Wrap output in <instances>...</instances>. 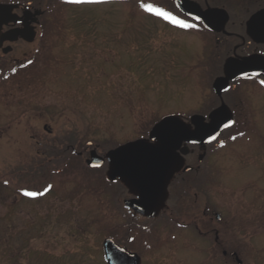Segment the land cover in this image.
<instances>
[{
	"label": "rangeland",
	"instance_id": "rangeland-1",
	"mask_svg": "<svg viewBox=\"0 0 264 264\" xmlns=\"http://www.w3.org/2000/svg\"><path fill=\"white\" fill-rule=\"evenodd\" d=\"M130 13L119 1L70 7L61 26L65 35L45 44L38 80L0 85V264H106L102 242L115 224L126 232L125 217L108 210L109 196L95 191L94 171L72 164L60 173L32 172L39 150L52 146L55 150L47 152L57 156L65 155L66 144L93 141L103 149L123 144L142 126L194 102L198 76L186 74L197 63L187 47H178L181 34L176 43L177 36L158 30L156 20ZM134 18H140L138 34L127 30ZM81 30L87 34L80 36ZM243 120L254 131L230 140L216 155L222 173L217 177L224 176L225 237L229 247H238L243 264H264V115ZM49 185L42 196L23 195L25 189L42 192ZM162 218L157 221L168 220ZM164 226L155 229L163 245L179 247L162 246L153 257L147 254L145 264L208 262L205 241L188 232L177 236ZM251 245L257 248L254 255ZM236 263L227 257L226 264Z\"/></svg>",
	"mask_w": 264,
	"mask_h": 264
},
{
	"label": "flooded vegetation",
	"instance_id": "flooded-vegetation-1",
	"mask_svg": "<svg viewBox=\"0 0 264 264\" xmlns=\"http://www.w3.org/2000/svg\"><path fill=\"white\" fill-rule=\"evenodd\" d=\"M115 1L126 4V9L133 17L138 16L136 12L140 11L141 15L156 20L158 30L170 31L172 35L177 36L174 39L176 43L179 40L178 34H181L183 43L178 47L182 50L187 47L189 52H192L191 57L195 56L197 63L194 67L187 68L189 73L186 74V77L189 74L198 76L196 81L193 77L196 89L194 102L188 106L183 105L184 108L170 110L151 122L147 128L142 126L143 129L139 130L137 137L128 142L148 139L152 127L162 118L171 115L181 118L194 129L191 120L193 116H202L205 123H210V116L215 111L227 107L235 122L231 128L223 130L216 140L206 145L186 142L181 144L176 151L180 154L179 165L168 178L167 197L156 216L143 214L128 206L125 202L138 199V193L121 178H117V181L109 178L107 153L122 144L106 146L104 149L93 141H87L85 146L66 144L65 155L72 153L76 161L84 163L86 167H89L87 161L93 150L105 159L102 166L89 169L97 173L95 186L98 195L109 196L108 210L116 211L119 215L121 213L125 217L126 237L125 232L121 230L123 228L121 223H118L111 227L112 231L108 230L104 240L107 237L113 238L120 246L137 253L141 258V264H145L147 254L153 257L167 245H173L178 249V243L163 245L162 237L155 231L161 226L170 225L173 229L170 231L172 234L182 236L188 232L205 241L204 256L208 262L204 264H226L227 257L237 262L236 264H243L238 247L235 245L229 247L226 242L227 215L221 189L224 185V176L221 180L217 177L222 173L216 166L218 164L216 155L233 137L254 131L252 124H245L244 117L264 115V84L261 83L264 80V0H102L99 3H69L67 0H0V83L5 79H8L5 80L7 83L17 82L14 78H9L6 72L18 69L28 71L25 76L21 73L23 76L19 78V84H34L38 80L40 72L38 65L41 63L39 60L42 54L46 52L45 44L53 37L65 35L66 30L61 29V26L65 27L67 23L70 7L82 4L103 6L113 4ZM142 3L163 7L194 24L195 27H178L160 16L145 11L141 7ZM139 19L134 18L135 22H131L130 25H133L127 30L140 33L141 30L136 23ZM81 32L80 36L87 34L86 31ZM121 32L123 36L126 35V29ZM250 57L253 58L252 65L256 67L254 74L229 81L225 87L222 85L214 88L217 79L226 78L228 60L243 61ZM84 59L95 60L93 56ZM197 67L200 68L199 74L193 72ZM21 74L19 72V75ZM234 129L237 130L235 135L232 134ZM61 166L62 168L58 170L70 165L64 163ZM201 202L203 206L199 212L197 208L201 206ZM183 211L187 212L188 220L182 219ZM160 217H163L161 220L164 218L168 220L157 221ZM110 232L115 236H111ZM148 240L154 244L149 246ZM180 245L181 248L186 246L183 239ZM248 249L252 255L257 252L254 245Z\"/></svg>",
	"mask_w": 264,
	"mask_h": 264
},
{
	"label": "water",
	"instance_id": "water-1",
	"mask_svg": "<svg viewBox=\"0 0 264 264\" xmlns=\"http://www.w3.org/2000/svg\"><path fill=\"white\" fill-rule=\"evenodd\" d=\"M252 61L251 57L243 61L228 60L227 76L217 79L214 88L225 87L229 81L254 74L256 67ZM210 119V123H205L204 117L193 116L194 129H191L181 118L166 116L152 127L148 139L134 140L108 151L109 178L112 181L121 178L139 195L138 199L125 202L128 206L146 215L158 214L167 197L168 178L180 162V154L176 151L181 144L206 145L234 124L227 107L219 108ZM229 122L233 123L225 127ZM213 136L216 139H210ZM104 162L105 159L93 150L87 164L100 167ZM103 252L107 264H141L137 253L130 252L110 237L103 241Z\"/></svg>",
	"mask_w": 264,
	"mask_h": 264
},
{
	"label": "trees",
	"instance_id": "trees-1",
	"mask_svg": "<svg viewBox=\"0 0 264 264\" xmlns=\"http://www.w3.org/2000/svg\"><path fill=\"white\" fill-rule=\"evenodd\" d=\"M19 72H20V74L24 73L23 75L25 76L28 71L27 70H23L22 71L21 69H18V70H15V71H13V70L7 71L6 73H8L7 76L9 78H14L17 81H20L19 78L21 76H23V75L22 74L19 75ZM5 80L7 81L8 79H5ZM5 80H3L4 82L0 83L1 86H4L6 84H17V85L19 84V83H16L14 81L13 82H9L8 81L9 83H7V82H5ZM51 147L52 146H46L44 149L39 150L41 152V153L39 152L40 154H38V155H40V156H38L40 161H37L38 158L34 160V161H37L39 163L37 165H34L33 169L31 168L32 172H35L37 174H43L44 172H41V171L43 169H47V173L48 174H51L50 171L53 172L54 170H56L57 173H60V171L63 172L64 170H58V169H61V167H62L61 165H63L64 163L69 164L70 166L72 164L81 165L84 169L93 171L92 169H89V167H86V165L84 163H80L79 161H76V158H75V156L72 153L66 154V155L61 154V155H57V156H55V154L53 152L50 154V150H52V149L55 150V148H51ZM48 149H50L49 153L47 152ZM55 157H57V158H55ZM37 168H39V169H37ZM41 168H43V169L40 171ZM95 185H96V183H95ZM95 185H94L95 191H97V187ZM110 235L111 236H115V234L113 232H110Z\"/></svg>",
	"mask_w": 264,
	"mask_h": 264
},
{
	"label": "snow or ice",
	"instance_id": "snow-or-ice-1",
	"mask_svg": "<svg viewBox=\"0 0 264 264\" xmlns=\"http://www.w3.org/2000/svg\"><path fill=\"white\" fill-rule=\"evenodd\" d=\"M69 3H99L102 2V0H67ZM141 7L154 15L160 16L165 20H168L172 24L181 27V28H192L195 27L194 24L189 23L185 19L180 18L179 16L175 15L173 12L167 11L163 7H158L152 3H142ZM196 19H199V17H196ZM31 63V61L29 62ZM15 71V70H13ZM262 84H264V80L261 81ZM233 122H229L228 125H225V127H228L231 125ZM210 139H216L215 136L211 137ZM235 139V137H233ZM222 143V142H221ZM51 188V185H49L47 188H45L42 192H36V191H28V190H23V195L29 196V197H37V196H42L44 193H46L49 189Z\"/></svg>",
	"mask_w": 264,
	"mask_h": 264
}]
</instances>
